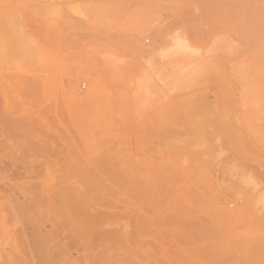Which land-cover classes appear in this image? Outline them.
Listing matches in <instances>:
<instances>
[{
	"label": "rangeland",
	"instance_id": "1",
	"mask_svg": "<svg viewBox=\"0 0 264 264\" xmlns=\"http://www.w3.org/2000/svg\"><path fill=\"white\" fill-rule=\"evenodd\" d=\"M248 1L0 0V264H264Z\"/></svg>",
	"mask_w": 264,
	"mask_h": 264
},
{
	"label": "bare ground",
	"instance_id": "2",
	"mask_svg": "<svg viewBox=\"0 0 264 264\" xmlns=\"http://www.w3.org/2000/svg\"><path fill=\"white\" fill-rule=\"evenodd\" d=\"M250 2H252L253 0H249ZM248 1V2H249ZM262 0H260V2H261ZM249 2V3H250ZM259 1H257V4H258V10L259 11H264L263 9H261L262 8V6H259V5H261V4H263V1L261 2V4H259L258 3ZM242 8H245L246 9V12H247V9L248 8H246V7H243V6H241L240 8H237L236 10H239V11H245V9H242ZM260 8V9H259ZM241 9V10H240ZM249 9H251V8H249ZM255 10L254 8H253V12L250 14V16H248L247 18H252V21L251 22H248L247 20H249V19H245V16L247 15L245 12V16L243 17V16H241V14L240 13H243L242 11L239 13V11H236L237 13H238V18H237V20L235 21V26H236V29H237V32H238V34H240L242 37H247V36H250L251 38H253V36L255 35V33L253 34V35H251L252 34V32H256V30L258 29L257 28V21H260V20H257L256 21V19H258L259 17H257V16H260L259 14V12H258V10ZM94 10V9H93ZM98 11V10H97ZM261 11V12H262ZM92 12V15L93 16H99L98 15V12H94V11H91ZM255 12L257 13H259V14H255ZM250 13V12H249ZM254 14L256 15V19L255 20H253V17H254ZM253 15V16H252ZM252 16V17H251ZM261 16H262V14H261ZM260 16V18H263V16L261 17ZM259 18V19H260ZM260 22H264V19H263V21H260ZM259 23V22H258ZM258 25H261V24H258ZM262 29H264V26H262ZM262 29H261V33H262ZM260 31V30H259ZM251 32V33H250ZM263 32H264V30H263ZM250 33V34H249ZM260 32H258V35L256 34V38H258L259 36L261 37V35L259 34ZM249 34V35H248ZM264 34V33H263ZM262 34V37L260 38L259 37V39L261 40L262 38H264L263 35ZM249 37V38H250ZM254 37V39L253 40H256V38ZM258 40V39H257ZM260 40H258V43L259 42H262V40L260 41ZM255 42V41H254ZM256 43H257V41H256ZM260 45V44H259ZM179 45L178 44H176V47H178ZM261 46V45H260ZM259 47V46H258ZM256 48L257 50L260 48ZM235 49H238L237 47H234ZM255 49V50H256ZM264 49V48H263ZM240 50V49H239ZM254 50V51H255ZM261 51V50H260ZM259 50L257 51V52H260ZM177 52H178V54H181V52H182V50H180V49H178L177 50ZM257 52L256 53H252L253 55L255 54V57H251V59H249L247 62H244V64L242 63V64H240L238 67H237V70H236V72L238 73V74H240V75H252V74H262V73H264V65H263V63H264V59L262 60L261 59V57H260V59H258L259 57H256V56H258V54H257ZM251 54V55H252ZM260 54V53H259ZM252 55V56H253ZM262 55V54H261ZM249 57L248 58H250V55H248ZM247 58V59H248ZM246 59V60H247ZM111 177V176H110ZM16 193H18V192H16ZM9 195V194H8ZM13 196V195H12ZM11 196V197H12ZM15 198V197H14ZM13 198V199H14ZM105 237V236H104ZM104 237H103V242L104 241H108V240H105L104 239ZM111 242H113V240L111 239L110 240Z\"/></svg>",
	"mask_w": 264,
	"mask_h": 264
}]
</instances>
